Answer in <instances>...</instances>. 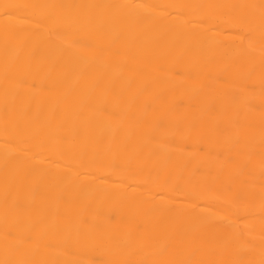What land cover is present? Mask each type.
Segmentation results:
<instances>
[{
	"label": "bare ground",
	"instance_id": "6f19581e",
	"mask_svg": "<svg viewBox=\"0 0 264 264\" xmlns=\"http://www.w3.org/2000/svg\"><path fill=\"white\" fill-rule=\"evenodd\" d=\"M0 264H264V0H0Z\"/></svg>",
	"mask_w": 264,
	"mask_h": 264
}]
</instances>
